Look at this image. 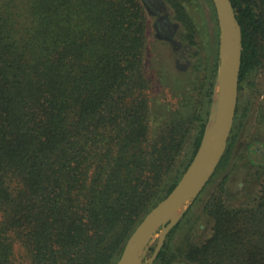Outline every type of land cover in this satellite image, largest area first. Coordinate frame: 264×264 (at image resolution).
I'll list each match as a JSON object with an SVG mask.
<instances>
[{
    "label": "trees",
    "instance_id": "obj_1",
    "mask_svg": "<svg viewBox=\"0 0 264 264\" xmlns=\"http://www.w3.org/2000/svg\"><path fill=\"white\" fill-rule=\"evenodd\" d=\"M154 1L0 0V264H115L194 160L218 62L180 88L164 81L150 50L174 24ZM163 1L193 42L183 6ZM231 1L240 88L264 68V0ZM200 194L151 264H264V181L239 203L222 182L196 235Z\"/></svg>",
    "mask_w": 264,
    "mask_h": 264
},
{
    "label": "rangeland",
    "instance_id": "obj_2",
    "mask_svg": "<svg viewBox=\"0 0 264 264\" xmlns=\"http://www.w3.org/2000/svg\"><path fill=\"white\" fill-rule=\"evenodd\" d=\"M177 1L195 26L193 42L187 38L177 10L167 1L156 0L154 10L159 16H166L174 27L168 33L164 31L155 35L150 58L151 67L161 73L164 81L180 88L190 78L195 79L196 74L202 76L213 63L218 62L219 65V24L213 0ZM195 65H199V68L196 69ZM218 89L216 86L214 99L218 98ZM261 181H264V68L249 74L238 89L237 106L226 150L193 206L199 216L195 234H207L210 231V221L202 208L222 182L225 196L239 203L255 195ZM191 200L179 208L177 215L183 213ZM176 218L171 215L165 225ZM160 231L161 227L149 241L147 252L141 258L142 264H148L152 255L150 247L156 246Z\"/></svg>",
    "mask_w": 264,
    "mask_h": 264
},
{
    "label": "water",
    "instance_id": "obj_3",
    "mask_svg": "<svg viewBox=\"0 0 264 264\" xmlns=\"http://www.w3.org/2000/svg\"><path fill=\"white\" fill-rule=\"evenodd\" d=\"M213 2L219 24V65L216 83L219 88L217 98L219 106L216 133L211 150L204 164L194 169V163L204 142V135L202 144L187 171L172 190L157 202L135 226L115 264H130L132 260H137L142 264L141 258L147 252L149 241L161 227L156 247L147 261L148 264L152 263L163 244L166 233L182 214L167 225H165L166 220L174 210L200 194L214 174L226 150L238 100L241 64L240 25L231 0H213Z\"/></svg>",
    "mask_w": 264,
    "mask_h": 264
},
{
    "label": "bare ground",
    "instance_id": "obj_4",
    "mask_svg": "<svg viewBox=\"0 0 264 264\" xmlns=\"http://www.w3.org/2000/svg\"><path fill=\"white\" fill-rule=\"evenodd\" d=\"M218 99L215 98L213 99V103H212V109H211V115L208 121V126L206 129V134L204 137V142L201 148V151L197 157L196 162L194 163L193 168L197 169L200 166H202V164H204L205 160L208 158L209 152L211 150L212 144H213V140L215 137V133H216V123H217V110H218ZM178 209L174 210L172 212V216L177 217L178 215ZM130 264H140L137 260H132L130 262Z\"/></svg>",
    "mask_w": 264,
    "mask_h": 264
},
{
    "label": "flooded vegetation",
    "instance_id": "obj_5",
    "mask_svg": "<svg viewBox=\"0 0 264 264\" xmlns=\"http://www.w3.org/2000/svg\"><path fill=\"white\" fill-rule=\"evenodd\" d=\"M155 11V10H154ZM156 12V11H155ZM157 13V12H156ZM158 14V13H157ZM160 17V16H159ZM161 32H164V30H161Z\"/></svg>",
    "mask_w": 264,
    "mask_h": 264
}]
</instances>
